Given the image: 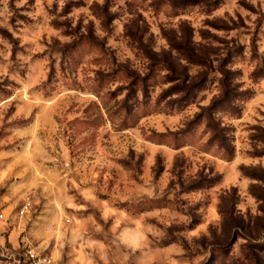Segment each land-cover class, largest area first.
Returning <instances> with one entry per match:
<instances>
[{"label": "rangeland", "instance_id": "rangeland-1", "mask_svg": "<svg viewBox=\"0 0 264 264\" xmlns=\"http://www.w3.org/2000/svg\"><path fill=\"white\" fill-rule=\"evenodd\" d=\"M264 264V0H0V255Z\"/></svg>", "mask_w": 264, "mask_h": 264}, {"label": "built area", "instance_id": "built-area-1", "mask_svg": "<svg viewBox=\"0 0 264 264\" xmlns=\"http://www.w3.org/2000/svg\"><path fill=\"white\" fill-rule=\"evenodd\" d=\"M0 264H51V262L29 246L22 253H18V255L1 254Z\"/></svg>", "mask_w": 264, "mask_h": 264}]
</instances>
